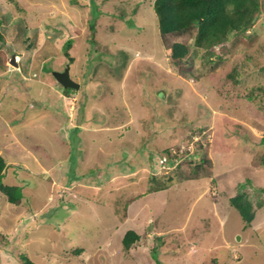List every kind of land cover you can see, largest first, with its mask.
I'll use <instances>...</instances> for the list:
<instances>
[{"label": "rangeland", "instance_id": "rangeland-1", "mask_svg": "<svg viewBox=\"0 0 264 264\" xmlns=\"http://www.w3.org/2000/svg\"><path fill=\"white\" fill-rule=\"evenodd\" d=\"M153 2L0 0V181L22 194L0 192V264H264V0L252 43L178 64L192 34L161 37Z\"/></svg>", "mask_w": 264, "mask_h": 264}, {"label": "trees", "instance_id": "trees-1", "mask_svg": "<svg viewBox=\"0 0 264 264\" xmlns=\"http://www.w3.org/2000/svg\"><path fill=\"white\" fill-rule=\"evenodd\" d=\"M153 7L158 17L161 37L189 32L192 34L193 42L191 44L177 40L168 45L171 50L169 59L173 64L193 59L198 51L201 52L202 60H211L213 56L221 58L222 54L218 52V47L227 44L231 39H233V44L243 41H246V44L252 43L255 37L247 33L253 28L262 11L261 0H154ZM91 27L94 28L93 25ZM71 46V40H66L64 52L69 62L74 61V57L69 52ZM229 76L238 81L235 74H229ZM258 88L264 93V86H258ZM63 90L70 94L76 89L64 87ZM249 97H253V95H249ZM259 142L264 144V135ZM163 152L164 157L161 160L164 162L167 157L171 158V155L168 148ZM191 155L190 161L195 159L196 154ZM180 157L181 155L176 154L172 158V162H169V166L176 164L175 161ZM8 165L9 163L0 153V176ZM152 178L157 179L156 176ZM246 180L247 178L239 183L241 188L239 187L235 195L229 198V202L238 209L245 227H248L256 215V205L245 191ZM163 188L165 187H158L157 190ZM260 189L259 191H264L263 187ZM0 192L7 197L9 202L20 203L22 194L19 186L4 184L0 181ZM262 205V201H257V206ZM140 239L139 232L135 229H128L122 238L123 248L129 250L132 244ZM82 251V248L76 249V252ZM20 258L23 264H36L24 253L20 254ZM216 261L217 259L213 258V262L210 264H218Z\"/></svg>", "mask_w": 264, "mask_h": 264}, {"label": "water", "instance_id": "water-1", "mask_svg": "<svg viewBox=\"0 0 264 264\" xmlns=\"http://www.w3.org/2000/svg\"><path fill=\"white\" fill-rule=\"evenodd\" d=\"M10 62L15 65L18 66V62L16 60V54H12ZM54 76L56 78V80L62 84L63 87L67 88V87H71V88H75V89H79L80 84L75 81L71 76H70V66L69 64L65 67L64 70H55L54 71Z\"/></svg>", "mask_w": 264, "mask_h": 264}, {"label": "crops", "instance_id": "crops-1", "mask_svg": "<svg viewBox=\"0 0 264 264\" xmlns=\"http://www.w3.org/2000/svg\"><path fill=\"white\" fill-rule=\"evenodd\" d=\"M76 90H77V89H76ZM82 114H83V117H82V118H84V120L82 119L81 122H80V121L77 122V125H78V126H82L83 124H87L86 121H85V118H86V117H84V116H86V114H87V112L85 111V108H84V111L82 112ZM87 116H88V114H87ZM83 122H85V123H83ZM87 125H88V124H87ZM87 125H85V126H87ZM95 126H96V125H95ZM88 127H92V126H87V128H88ZM92 128H95V127H92ZM96 129H97V128H96Z\"/></svg>", "mask_w": 264, "mask_h": 264}, {"label": "clouds", "instance_id": "clouds-1", "mask_svg": "<svg viewBox=\"0 0 264 264\" xmlns=\"http://www.w3.org/2000/svg\"><path fill=\"white\" fill-rule=\"evenodd\" d=\"M17 57V56H16ZM18 66H19V64H18Z\"/></svg>", "mask_w": 264, "mask_h": 264}]
</instances>
